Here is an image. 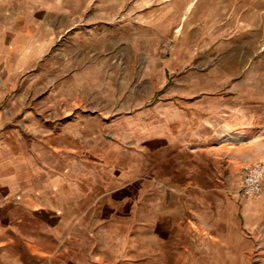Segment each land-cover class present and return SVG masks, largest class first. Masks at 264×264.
<instances>
[{"label":"rangeland","instance_id":"1","mask_svg":"<svg viewBox=\"0 0 264 264\" xmlns=\"http://www.w3.org/2000/svg\"><path fill=\"white\" fill-rule=\"evenodd\" d=\"M0 33H45L9 94L25 90L41 124L104 120L111 146L82 178L110 177L97 204L140 209L141 236L95 232L103 253L78 264H264V194L240 192L264 161V0H0ZM13 218L0 264H76L44 253L57 214Z\"/></svg>","mask_w":264,"mask_h":264},{"label":"crops","instance_id":"2","mask_svg":"<svg viewBox=\"0 0 264 264\" xmlns=\"http://www.w3.org/2000/svg\"><path fill=\"white\" fill-rule=\"evenodd\" d=\"M36 36L43 47L45 33H0V247L7 245L9 240L14 241L5 233L13 232V215L16 212L26 214L44 210L58 215L60 222L56 229L63 230L62 237L53 242L54 250H44V253L73 254V261L78 264L80 260L89 261L92 255L96 259L103 253L102 237L98 248L94 246L97 240L95 232L103 230L112 238L127 240V236L131 239L136 237V233L128 234L127 231L138 227L141 236L142 222L135 215L140 209L116 207L108 200L97 204V198L109 199L110 177L101 178L96 174V178L86 174L85 180L82 178L86 170L89 172L88 166L93 160L89 154L98 148L107 151L111 146L104 120L84 117L78 121L72 117L60 125L55 122L41 124L38 121L41 113L26 104L29 94L25 90L24 94L17 90L16 94H9L11 80L22 68L30 69L38 56L30 49ZM27 73L26 85L30 80ZM125 182L116 189L129 190ZM84 201L86 204H81ZM67 213L71 215L70 223L65 216ZM68 242L74 249H66ZM58 246H64L65 250L58 249ZM137 246L132 249L135 261L137 255L143 256L141 244ZM122 248L120 243L119 254Z\"/></svg>","mask_w":264,"mask_h":264},{"label":"built area","instance_id":"3","mask_svg":"<svg viewBox=\"0 0 264 264\" xmlns=\"http://www.w3.org/2000/svg\"><path fill=\"white\" fill-rule=\"evenodd\" d=\"M171 47L169 43H165L166 52H169ZM240 192L247 198L264 194V161L251 163L243 169Z\"/></svg>","mask_w":264,"mask_h":264}]
</instances>
